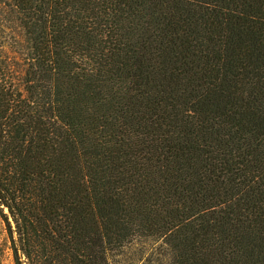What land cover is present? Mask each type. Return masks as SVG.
Wrapping results in <instances>:
<instances>
[{
  "label": "trees",
  "instance_id": "obj_1",
  "mask_svg": "<svg viewBox=\"0 0 264 264\" xmlns=\"http://www.w3.org/2000/svg\"><path fill=\"white\" fill-rule=\"evenodd\" d=\"M0 216L13 264H264V0H0Z\"/></svg>",
  "mask_w": 264,
  "mask_h": 264
},
{
  "label": "rangeland",
  "instance_id": "obj_2",
  "mask_svg": "<svg viewBox=\"0 0 264 264\" xmlns=\"http://www.w3.org/2000/svg\"><path fill=\"white\" fill-rule=\"evenodd\" d=\"M0 264H13L5 224L0 216Z\"/></svg>",
  "mask_w": 264,
  "mask_h": 264
}]
</instances>
